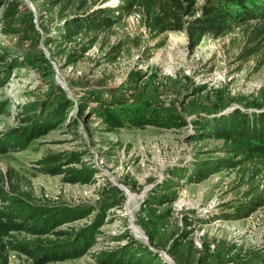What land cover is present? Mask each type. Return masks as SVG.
<instances>
[{"label":"rangeland","instance_id":"1","mask_svg":"<svg viewBox=\"0 0 264 264\" xmlns=\"http://www.w3.org/2000/svg\"><path fill=\"white\" fill-rule=\"evenodd\" d=\"M21 1L32 18L28 19L29 14L21 17L18 34L8 37L1 31L0 11V48L18 51L21 56L33 53L36 69L17 68L4 77L0 85V138L17 125L16 115L31 91L39 94L41 90L60 89L75 103L92 89L105 96L107 91L116 92L134 68L147 73L135 91L137 96L150 108L170 110V116L186 123L177 130L152 125L109 130L94 111L95 102L77 117L75 104L47 135L24 150L0 154V178H11L12 185L28 193L31 202L97 206L108 195L119 201L107 210L97 244L86 255L49 264H96L94 254L130 239L157 253L162 264H260L264 258V205L247 217L225 218L233 215L229 205L243 198L245 188L238 186L235 173L220 172L198 183L178 180L174 201L160 205L147 201L173 169H190L196 159L220 155L215 152L220 142L191 140L194 114L234 108L248 113L264 111V65L250 60L239 66L228 39L208 35L192 50L183 33L170 32L164 36V46L157 49L152 48L157 40L143 34L141 47L131 48L114 63L105 62L104 50L97 42L75 65L65 67L46 43L53 29L38 20L34 0ZM104 1L90 0L97 7L114 6V0L100 5ZM115 31L111 43L124 34L142 32L136 17L117 25ZM145 47L150 50L142 55ZM0 70L4 71L1 64ZM203 84L208 88L197 92ZM70 116L76 117L75 123ZM72 152L80 159L70 166L90 164L97 171L94 182L68 184L63 175L51 176L38 169L36 162L41 157ZM261 181L264 185V174ZM6 188L9 190V184ZM84 223L81 219L67 227ZM119 235L125 237L121 243L112 240ZM18 237L31 241L24 235ZM9 264L29 262L12 253Z\"/></svg>","mask_w":264,"mask_h":264},{"label":"trees","instance_id":"2","mask_svg":"<svg viewBox=\"0 0 264 264\" xmlns=\"http://www.w3.org/2000/svg\"><path fill=\"white\" fill-rule=\"evenodd\" d=\"M108 2L111 0L100 5ZM34 5L40 23L53 29L46 43L53 47V57L60 59L65 67L75 65L97 42L104 50L105 62L114 63L131 48H140L143 34L152 41L157 40L152 47L157 49L164 46V36L170 32L183 33L192 50L208 35L228 39L236 50L235 63L239 66L250 60L258 66L264 65V0H116L114 6L106 7H97L90 0H34ZM0 11L1 31L8 37L18 34L21 17L29 14L28 19L32 18L21 0H0ZM131 17H136L137 26L144 33L124 34L111 43L115 27ZM148 50L145 47L142 55ZM35 57L33 53L21 56L18 51L0 48V64L4 67V71L0 70V85L14 69H34ZM146 74L134 68L116 92L107 91L105 96L102 91L92 89L82 93L75 103L60 89L41 90L39 94L31 91L16 115L17 125L0 138V154L24 150L47 135L66 119L75 104L79 109L75 113L77 117L95 102L94 111L109 130L150 125L176 130L184 127V121L176 115L170 116L172 111L150 108L137 96L135 91ZM207 88V84L200 85L197 92ZM76 117L70 116L69 120L75 123ZM194 117L191 140L220 142L215 151L220 155L196 159L190 169H173L147 203L160 205L174 201L178 180L198 183L220 172L235 173L238 186L245 189L243 198L229 205L233 215L225 218L247 217L264 205L261 181L264 111L248 113L234 108L224 112L221 109L196 113ZM79 159L76 152L47 154L36 164L46 174L63 175V182L68 184L94 182L97 171L90 164H83L81 168L70 166ZM4 178H0V264H9L12 253L25 257L29 264H49L86 255L97 244L107 210L119 202L108 195L97 206L40 204L31 202L28 193L19 192L11 178L6 181ZM81 219L86 223L77 228L67 227ZM18 235L27 236L31 241L21 240ZM124 238L119 235L112 240L121 243ZM93 258L96 264H162L157 253L135 239L114 249L99 251ZM260 264H264V258Z\"/></svg>","mask_w":264,"mask_h":264},{"label":"bare ground","instance_id":"3","mask_svg":"<svg viewBox=\"0 0 264 264\" xmlns=\"http://www.w3.org/2000/svg\"><path fill=\"white\" fill-rule=\"evenodd\" d=\"M115 2H116V0H115ZM135 231H136V229H135ZM137 232V231H136Z\"/></svg>","mask_w":264,"mask_h":264}]
</instances>
